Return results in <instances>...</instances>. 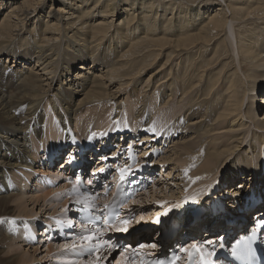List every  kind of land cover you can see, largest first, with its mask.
Segmentation results:
<instances>
[{"label": "bare ground", "instance_id": "6f19581e", "mask_svg": "<svg viewBox=\"0 0 264 264\" xmlns=\"http://www.w3.org/2000/svg\"><path fill=\"white\" fill-rule=\"evenodd\" d=\"M46 1L0 0V217L6 214L8 200L25 195L10 176L19 186L26 181L25 187L36 179L45 180L50 174L55 181L63 177L60 190L40 189L34 182V186L43 191L39 193L44 195L36 196L33 203L39 199L54 202L64 197L68 209L62 214L63 218L68 217V212L76 203V208L84 207L88 210L86 212L96 217L100 218L103 213V222L106 217L105 205L115 198L116 187L128 183L140 189L135 194L137 197L129 200L130 204L121 206L124 211L119 212L117 224L146 207L147 197L155 198L156 202L150 200L155 203V208L150 211L151 214L155 213L154 216H140V213L139 224L130 230L131 233L115 232L110 235L115 237V244L127 240L124 253L117 257L122 259L129 254L134 260L130 262L127 257L122 264H146L155 257H167L172 241L177 242L176 254L180 257L177 264L187 262L188 253L180 249L192 243L213 241L211 245L205 244L208 251L214 252L210 260L223 247L224 236L228 241L235 235L230 240L232 247L247 231V222L244 221L247 209L243 214L233 215L224 209L220 198L215 197L205 209L180 207L177 212L168 213L164 219L159 218V222H156L158 211L174 208L167 202L165 205L162 201L157 203L160 200L154 195L167 193V189H170V197H174L178 192L188 193L184 189H189L191 192L187 200L179 204L194 202L203 194L215 192L211 190L215 188L213 181L219 178V174L220 181L226 182L239 175V182L224 189L227 194L239 196L240 199L234 200L243 202L245 190H255L253 181L261 174L259 171L264 170V149L260 151V147H264V126L254 121L258 115L254 109L255 100L261 104L260 120H264V0H56L61 3L54 10L51 0L50 9L45 10ZM163 57L166 59L159 64ZM3 58H6V63L12 60L16 65H2ZM220 58L225 60L223 70L218 66L217 60ZM22 61L28 65L20 66ZM157 64L159 68L143 77L149 67ZM75 65L80 70L75 71L72 78L68 76L69 82L65 83L64 74L69 75ZM72 86L80 90L70 91ZM124 87L129 88L124 91ZM62 89L65 92L62 93ZM123 91L126 98L121 114H130L131 126L118 119L116 131L110 129L101 134L92 133V129L106 123L107 117L113 115L112 118H119ZM75 95H81V98L74 103ZM246 98L251 101L245 105ZM108 100L112 103L111 109L107 105ZM44 101L46 110H54L56 117L58 114L62 127L70 126L71 130L73 127L76 131H71V135L66 137L60 135L51 126L49 115L45 118L43 113L41 115ZM172 103L177 105L172 106ZM91 104L94 106L90 108L89 115L77 117L75 123L71 124V117L76 116L75 110ZM135 105L140 106L133 114ZM159 106L165 114L154 117L152 127H149L151 120H148L147 108L151 110ZM171 118L174 119L160 132V127ZM250 125H253V129L247 142L245 135ZM255 127L261 132L255 131ZM139 132H143L144 136ZM132 137L134 140L139 138V141L142 137L143 142H159L161 139L163 144L167 139L177 137V141L169 140L173 144L169 146L164 161L161 160L162 167L171 162L189 163L193 160L189 164L192 170L184 174L188 167L181 169L176 164H170L168 172L160 169L153 177L154 165L147 164L143 158L147 157L146 150L154 144L147 143L139 160L132 165ZM208 137L210 141L205 142ZM127 140L130 146L126 152ZM80 145L96 149L99 155L84 186L76 182L77 177H73V173L86 169L87 158L84 154L78 158L81 164L72 168L76 159L72 155L84 151L79 148ZM65 147L67 158L60 162L55 175L49 166L61 157ZM110 147L115 148L110 150ZM239 148L241 150H236ZM50 152L57 154L53 162L47 161ZM39 164L44 167H39ZM62 164L67 170L64 175L62 172L65 169L60 167ZM109 165L115 169L107 176ZM220 167L224 168L223 172L221 169L216 171ZM121 168L130 170L123 182L118 171ZM247 172L252 175L248 177ZM159 174L164 181L157 180L155 183ZM255 174L257 176H253ZM260 176L262 186L264 174ZM178 180L180 183L175 193L173 187ZM111 182H114L113 187L107 192ZM148 182L152 183V189L148 188L147 191L143 188ZM95 187L97 190L94 191ZM219 192L214 195L220 196ZM37 205L38 210L34 212L32 209L33 214H46L47 204ZM254 205L255 216L258 217L260 213L264 215V201L259 199ZM27 219L31 220L30 228L18 232L16 240L20 238L26 246L31 247L28 238L31 231L44 236L39 238L41 242L50 238L49 227H45L43 233L40 230L37 232L41 223L38 217ZM256 220L262 223V218ZM93 229L99 228L87 230ZM180 229H183L182 233H179ZM240 229L242 232L238 233ZM250 230H255V226L248 227V232ZM154 231L159 235L157 241L154 239L157 235L151 237L149 234ZM203 231L204 234H201ZM139 237L144 240L140 244H155L156 247L141 249L140 244L134 245ZM188 237L191 239L183 243ZM21 241H16V244ZM62 243L61 247L67 245L64 241ZM53 246L58 245L48 244L46 252L53 250ZM227 262L219 257L212 264Z\"/></svg>", "mask_w": 264, "mask_h": 264}, {"label": "rangeland", "instance_id": "374dc122", "mask_svg": "<svg viewBox=\"0 0 264 264\" xmlns=\"http://www.w3.org/2000/svg\"><path fill=\"white\" fill-rule=\"evenodd\" d=\"M60 3H61L60 1L53 0L52 1V8H53L52 10H54L58 6V4H60ZM50 4H51V0H47L46 1V5H45V10H49L50 9V7H49ZM1 14H0V16H1ZM232 53H233V51H232ZM165 59H166V57H163L159 61V64H162V62ZM217 61L219 63L218 66L220 67L221 70H223L224 69L223 68V63H224L225 60H223L222 58H220ZM11 64L12 65H16L14 62H12V60L11 61H8L6 63V58H3L2 65H7L8 66V65H11ZM22 64H24L25 66L28 65V64H25L23 61L21 62V65L20 66H22ZM76 66H78V65H75V67L71 68V70L69 71L70 72L69 75H68V73L64 74V78L66 80V81H64L65 83L66 82H69L68 79L72 78V76L75 74V71L78 72L80 70V69H76ZM159 66L160 65L157 64V65H154L152 67H149L147 69V72L145 71L146 73H145V75H143V77H146V75H147L148 72H152L153 70L159 68ZM68 76L70 78H67ZM262 86H264V85H262ZM66 87H67V85H65V88ZM74 88L75 87L72 86L69 90L70 91H72V90H75V91L80 90V88H78V87H76L75 89ZM125 88L128 89L129 87H124V91H125ZM137 88H140V87H137ZM151 90H153V88ZM124 91L122 92V95H121V96H123V100L122 101L119 100V101H121L120 102V107H119L120 108L119 118L118 117L117 118L116 117H113L112 118L111 116H113V115L107 117V119L105 120L106 123H103V125L100 126L99 128L92 129V131H91L92 133L101 134L102 132L107 131V130H110V129L113 130V132L116 131L117 128H118V125L117 124L119 123V120L118 119H120L122 121H125L127 125L131 126L130 114H129V116H128V114H126L124 112H122V114H121V110L123 109V105H124L125 98H126L125 95L123 94ZM63 92H65L64 89H62V93ZM81 93L82 92H80V94ZM73 98H74V101L73 102L75 103L77 101V99L81 98V95H75ZM130 99L133 100V98H130ZM248 101L250 102L251 100L248 99V98H246L245 99V105H246V103ZM73 102H71V104L74 105ZM107 102H108L107 105L110 106L109 109H111V107H112L111 106L112 105L111 101L108 100ZM45 104L46 103L44 101L43 110H41V115L43 113V117L44 118L47 115H49V122H50L51 126L53 128H56V130L58 131V133H60V135H62L64 137H66L68 134L71 135V131H73L75 129L72 127V130H71L70 129V126H66L65 128L62 127L60 125V122H59V119H58L59 118L58 114H57V117H56V112H54V110H51V109L46 110ZM57 105L59 106V102H57ZM176 105H177V103H172V106H176ZM260 105H261L260 102L258 103V101H256V100L254 101V106H255L254 109H255L256 115L258 114L257 115V119H255L254 121L256 123H259V125L264 126V120H260V118H262V115H261L262 114V111H260V108H261ZM92 106H94V105L91 104L90 106H86V107H84V108H82L80 110H75L76 116L74 117V116L71 115L72 116L71 117V121H70L71 124H74L75 123L77 117H81V118H85V116L87 117L89 115L88 113L90 112V108ZM139 106L140 105L133 106V110H132L133 114L135 112H137V107H139ZM216 106L217 105H215L214 107H216ZM160 108H162V107L159 106V107L153 108L151 110L149 108H147L148 109L147 110V113H148L147 116L149 118L148 120H151L150 123H149V127H152V121H153L154 117L164 116L165 113L164 112H161ZM162 110L165 111L164 109H162ZM258 118H259V120H258ZM173 119L174 118H171L170 121L164 123V125L160 127L159 131L162 132L164 130V128H166V126ZM43 127L44 128H47L45 124H43ZM255 128H257V127H255ZM252 129H253V125H250V128L248 129L247 134H246L247 136L245 135V137H246L245 138V141H247V142H249V139L251 138V130ZM255 131L261 132L260 130H258V128L255 129ZM140 133H141V136L143 137L144 135H142V134H144V133L143 132H139V134ZM124 134L126 135V137L128 136L127 133H124ZM154 135H155V133H154ZM142 137L140 138V141H139V138L137 140H134L133 137L130 139L134 143V145L132 144V148H131V151L133 152V155H134L133 156V164L132 165H135V162L137 161V159L139 160V157L141 156V154H143L144 148L146 146H148L147 143H149V144H152V145L154 144V146L151 147V148H149L148 150H146L147 157H144L143 159H145V162L147 164H153L154 165V171L153 172H155L154 173L155 175H153V177L156 176V174H158L160 172V169H162V171L164 173H166V172H168V169L167 168L170 167L171 165H175V164L177 166L181 167V169L183 167H188V170L184 171V174L189 173L192 170V168H190L189 164H191V162H193V160L191 162H189V163H186V161H183V162H181V161H179V162H171L169 164H164V166L162 167L163 162L161 163V160L164 161L163 158H165L167 156L165 154L168 153V149L170 148L169 146L173 144L172 142L169 143V140L177 141V137H173V138H171L169 140L167 139V141L164 144L161 143V139L159 140V142L158 141L143 142L142 141ZM163 139H164V137H163ZM163 139H162V142H163ZM206 141H210V137H208L205 140V142ZM245 144L246 143H244V145ZM129 146H130L129 140H127L125 142V150H126V152L128 151ZM232 146H234V145H232ZM245 146H247V144ZM80 147L84 150L83 153L85 154V157L87 158V166H86V169L83 172H80L79 174L73 173V175H74L73 177H77L78 179L76 180V182L79 185L82 186V184H83V186H84L87 176L90 175L91 171L96 166V160L99 157V155H98V151H96V149H93L92 150L90 148H87V147L81 146V145L79 146V148ZM66 148L67 147H65V149H64L63 154L61 155V157L57 158V160L55 161L54 165H50L49 166V170L51 171V173L54 172L53 174L56 175V173H57L56 171L58 170L57 168H58L60 162L63 161L64 158H67V156L65 154ZM112 148H115V147H110V150ZM263 149H264V147L261 146L260 147V151H262ZM110 150H109V153L111 152ZM236 150H241V149L239 148V149H236ZM106 152H107V150L104 151V153H106ZM50 153H54V152H50ZM79 155H80L79 153H78V155H76V153H74L72 155V156H76L75 161L78 159V156ZM68 158L70 159L71 157H68ZM197 161L198 160H196V162ZM11 162H13V161H11ZM112 162H114V159L112 160ZM193 165H196V164H193ZM39 167H44V165L41 166L39 164ZM60 167H62L61 169H65L66 168V167L63 166V164ZM109 167H110V170L107 172V176L111 173L110 172L111 170L115 169V168L111 167V165H109ZM221 168L222 167H220L219 169L214 168L213 171H215V169H216V171H219ZM221 170L223 172L224 168L221 169ZM16 171H18V170H16ZM66 171H67L66 169L63 170V172H62L63 175L65 174ZM259 172L261 174L262 173L264 174V170L263 171H259ZM247 174H249V172H247ZM250 174L248 175V177L252 175V174L251 175ZM261 174H259V177H257L256 179H254L255 183L253 181L255 190L252 191L251 188H249V191L248 190H245V194H244V197L242 199L243 202H239L238 200H236V199H240L239 196H236L235 194H227L225 192V190H224L226 187L229 188L230 185L239 182V180H240V179H238V176L239 175H234L232 177V179H230V180H228L226 182L225 180L220 181L221 180V176L219 174V178L217 180H214L213 181L214 182V185H215V188L212 189L211 191L214 190L215 191L214 193H218L220 191L221 192L220 196L223 193V196L222 197H220L219 195H214V193L203 194L202 196H200L198 198L199 201L198 200L197 201H194V202L188 201V202L184 203V204H186L185 206H184V204L183 205H180L179 203H181L182 200L183 201L185 199L187 200V198L189 196V193L191 191H189V189L188 190H185L184 189V192H188V193H185V194L184 193H179V192L176 193L177 192L176 188L179 186L178 184L180 183V180H178V181L175 182L177 185L175 187H173L174 192L176 193V194L174 193L175 194L174 197H170V193H171V190L170 189H167L168 190L167 193L166 192H163L162 194L156 193L154 195V196H156L158 198V200H160L157 203H161V201H162V204L165 205L166 202H167V203H169L167 205H172L173 206L172 208H174V209H166V210H164L165 208H163L161 211H158L156 213V215H155L156 216V219L157 218L158 219L159 218H163L164 219L165 216L168 213L177 212L178 210H180V207L182 209L186 208V209H190V210L195 209V208L196 209L197 208H199V209H205V207L210 204L211 200H212V202H213V200H215V197L220 198L219 199L220 200L219 202L221 203V205L224 207V209H226L227 211H230L231 214H233V215H235V214H237V215L238 214H243V212L245 210V207H248L251 203H254L255 201H257L259 199H262V201H264V184L262 186L260 185V180L262 179V177L260 176ZM51 175L52 174H50V176L47 175L48 177L46 176L47 178H45V180H40L39 181L38 179H36L34 182H36L38 184V186H39L40 189L41 188H47L49 190H56V189H59L60 190L59 187H61L63 185V183H64L63 177H60V179L58 181H55V179H53L51 177ZM37 176H40V175L37 174ZM161 176L162 175H160V174L157 176L158 179L157 178L155 179V183L157 182V180L158 181L159 180L160 181H164L162 179L163 176L162 177ZM253 176H257V174H255ZM10 179H11V181H13V183L15 185H17L18 189L21 192H24L25 195L23 197H22V195H19V196H21L19 198L18 197H12L10 199L12 201L8 200V204L6 205V214L1 215L2 218L0 217V219H1V221H0L1 222V224H0V230H1L0 231V238L3 237L2 240L0 241V264H27V263L28 264H76V263L77 264H89V263L90 264H101V263L102 264H122V261H124V260L126 261L127 260V257H129V254H127V257H124V258L122 257V259L119 258L120 255L124 253L123 250L125 248V245H126L125 243H126L127 240L124 241V242L118 241L115 244V241H116L115 237H110V235L112 233H115V232H118V231H114L115 229L113 230V229L109 228L110 230H107L105 232V230H104L105 229V224H104L103 219H102L103 213L101 214V216L99 215L100 216V218H99V217L94 216L95 214L92 215V214H90L88 212L89 215L93 219L87 221L85 219L84 215L82 214L83 211H85L87 209H85L84 207L78 209V208H76V203H74V207L72 209H70L71 211L68 212L69 213L68 217L63 218L62 217V214H64L66 212V210L68 209V203H65L64 202V199H63L64 197H62V199H60L58 201H54V202H48L49 201L48 199H45L44 201H41V199H39L38 202L34 204L33 202H34L35 197L36 196H40V195L41 196L44 195V193L41 194L43 191L40 190L37 186H34V182H32V181L28 183V186L27 187H25V185L27 184L26 181L25 182L22 181L20 183V186H19V184L17 183V181L14 179V177L10 176ZM114 182H111V184L107 187V192H110L111 191V188L113 187ZM101 183H102V181H101ZM151 184H152L151 182H148V184L146 183L144 185V188L143 189L144 190H147L148 188H149V190L152 189L151 188ZM101 186H102V184L99 185V187H101ZM95 190H97L96 187L94 188V191ZM39 192H41V193H39ZM85 193L88 196L89 192L87 190L85 191ZM29 194L31 195L30 197H29ZM36 194H38V195H36ZM180 194H182V195H180ZM160 195H162L164 197H162V196L160 197ZM134 197L135 198L137 197V195H135V193L131 197H129L130 199H128L125 204H128L129 203V200L134 199ZM151 198L152 197H150V198L147 197L148 200L145 198L147 200V202H148V204L146 206L148 208L144 207L140 211H136V212L132 213V215L129 217V219H128L129 222H130L129 223V226H128L129 227V230L126 233H131L130 230L134 229L135 226H138V224H139L138 222L140 221V218H141L140 216H142L144 214H148V215L149 214L150 215L155 214V213H153V214L150 213V211L152 210V208H155V203L150 202V200L156 202L155 201V198L154 199H151ZM234 198H236V199L234 200ZM12 203H14V204H12ZM42 203H44V206L47 204L46 205V209H47L46 210L47 211L46 214H48L50 216V218H47L46 217L47 215L45 213L42 214V215H39V214H35L34 215L33 214L32 209L34 210V212H37V210H38V207L36 208V206H38L37 204L42 205ZM239 203H241V204H239ZM61 204H62V206H61ZM64 204H65V206H64ZM176 205H179V207H177ZM231 206H235V208L232 209ZM210 207L211 206H209L206 209H209ZM121 210L124 211V208L121 207L120 208V211ZM58 212H59V214H58ZM90 212H92L91 209H90ZM140 213H141V215L139 216ZM254 213H255V210H253V211H251V212H249L247 214H244L245 215L244 216V221L247 222L246 223V226L250 227L251 225H253L254 219L256 217L255 215H257V214H254ZM5 216L8 217V218H6ZM31 216H32V218L33 217H36V218L38 217L40 219V221H41V223H39L40 224V227H38L37 232H39V230H40V232L43 233V232H45V227L46 228L49 227L50 228V232H51L50 234L51 235H50V238L49 239H43L44 242H41L39 240V238H43L44 236H42L41 234L36 235V234H34L31 231L28 238H29V243L32 244V246L29 247V246H26L25 243L20 240V238H18L16 240L15 237H16V235H17L18 232H21L25 228L26 229H29L30 228V224L31 223L29 221H31V220L30 219H27V218H30ZM53 216H56V217H53ZM11 217H14V218H11ZM116 223H117V220H116ZM83 226H89L88 228H95L96 227V228H99L100 231H97V229H93L94 231L93 230H87L88 228L83 227ZM100 232H102V233H100ZM182 232H183V229H180L179 233H182ZM93 234H94V238L91 241V243L83 242L80 239V237H82V236L93 235ZM149 234L151 235V237H153L154 235H157V237L154 238V239L156 241L159 240V235L156 234V231L151 232ZM201 234H204V231ZM206 236H203V238L204 239L205 238L207 239L208 236L207 237ZM23 238L25 239V235L24 234H23ZM136 239L134 241V243H135L134 245H139L142 241H144L141 237L136 238ZM190 239H191V237L186 238L185 241H183V243L186 244V242L188 240H190ZM192 239H194V238H192ZM204 239H202V240H204ZM38 240H39V242H38ZM103 240L104 241H108L109 243L111 242L110 244H115L117 246L114 247V248L108 247L104 243ZM16 241H21V243L20 244H16ZM63 241H64V243L66 242L65 244H67V245H65V246L62 245V247H61L60 244H63L62 243ZM183 243H181V245ZM48 244L49 245H51V244H57L58 246L57 247L56 246H53V250H50L49 252H46L45 248H46V246ZM176 244H177V242H173L172 241L171 244H170V246L168 247V250L167 251H170V249L177 250V247L175 248ZM19 245H21V248L19 247ZM24 245H25V248H24ZM34 247L37 250H35ZM225 248L229 251V245L227 243H225ZM39 252H41V253H39ZM43 254H44V256H43ZM117 256H119V257H117ZM87 258H88V261L86 260ZM155 258H157V257H155ZM41 259H45V261L44 260H41ZM91 259H92L93 262L94 261L95 262L93 263L91 261ZM217 259H219V258L213 257L211 259V261L212 262H215ZM78 260H79V262H78ZM133 260L134 259L132 257H129V260L128 261L132 262ZM70 261H73V262H70ZM229 263L230 262H227L225 264H229Z\"/></svg>", "mask_w": 264, "mask_h": 264}, {"label": "snow or ice", "instance_id": "6c2138e0", "mask_svg": "<svg viewBox=\"0 0 264 264\" xmlns=\"http://www.w3.org/2000/svg\"><path fill=\"white\" fill-rule=\"evenodd\" d=\"M152 131H155V129H152ZM93 135H95V134H93ZM100 171L103 172L104 169H100ZM118 171L120 172L121 182L125 181L126 175L128 174V171H130V170H126L124 168H121V169H118ZM176 206L179 207V205H176ZM108 207H109V205H105L106 209ZM116 220H118V217L114 218L112 221L105 219V221H104L105 230H107L108 228H114L115 231H118V232H127L129 230L128 226H129L130 222L128 220H121V221H119L118 224L116 223ZM156 222H159L158 218H157ZM97 231H100V230L98 229ZM93 238H94V234L80 237L81 241L86 242V243H91ZM104 243L108 247H112V248L117 246L115 244H110L108 241H104ZM205 244L211 245V244H213V241L208 240L206 242H202L201 244L192 243L190 246L181 248L180 251L188 253L189 258H190V264H212L210 257L212 255H214V252L208 251V249L205 247ZM139 247L141 249H143V248H155L156 245L155 244H150V245L140 244ZM250 252H251V249L248 248V253L250 254ZM232 255L237 257V258H242L243 252L241 250H239V246H238L237 248L232 249ZM197 256L199 257V259H196ZM179 259H180L179 256H174L172 258V260L169 262V264H177V261Z\"/></svg>", "mask_w": 264, "mask_h": 264}]
</instances>
